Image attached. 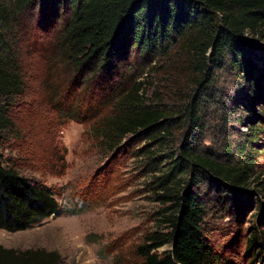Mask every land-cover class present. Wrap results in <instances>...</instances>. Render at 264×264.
I'll use <instances>...</instances> for the list:
<instances>
[{
  "label": "rangeland",
  "instance_id": "obj_1",
  "mask_svg": "<svg viewBox=\"0 0 264 264\" xmlns=\"http://www.w3.org/2000/svg\"><path fill=\"white\" fill-rule=\"evenodd\" d=\"M0 2L18 11L17 0ZM56 9L41 12L29 4L17 21H9L7 34L19 57L25 91L9 110L14 131L0 152L23 177L52 188L62 213L27 230L0 229V247L18 256L56 253L55 264H128L135 261L134 246L153 227L152 215L161 207L154 201L148 156L138 152L155 141L128 135L119 146L105 145L103 124L114 115L115 94L121 90L139 88L151 104L177 114L184 108L185 87L193 86L181 80L179 42L164 43L148 55L129 52L119 66L124 78L117 75L107 83L83 72L73 83L75 69L65 68L54 46L68 10ZM242 39L251 49L247 58L258 53L264 59V23ZM237 61L226 59L200 95L198 125L191 127L183 115L170 123L173 146L166 142L150 150L179 155L186 146L220 163L245 166L250 178L241 195L208 181L198 188L206 207L204 228L226 264H264V254L253 258L260 248L264 252V61L254 59L252 76ZM259 79L263 88L256 85ZM160 91L172 96L160 103L154 97ZM168 165L169 160L159 168L165 171ZM258 220L261 245L248 253L251 228ZM170 249L168 245L158 252Z\"/></svg>",
  "mask_w": 264,
  "mask_h": 264
},
{
  "label": "trees",
  "instance_id": "obj_2",
  "mask_svg": "<svg viewBox=\"0 0 264 264\" xmlns=\"http://www.w3.org/2000/svg\"><path fill=\"white\" fill-rule=\"evenodd\" d=\"M29 4L36 5L41 12L57 10L58 6L68 10L54 46L60 50L65 68L75 69L73 83L80 80L83 72L94 74L102 82L104 78L107 83L117 75L124 78L119 66L129 52L148 55L164 43L179 42L175 48L182 58L181 80H188L193 86L184 89L186 95L181 100L184 108L175 114L159 103L151 104L140 95L139 88L119 89L115 94L119 96L114 115L103 124L101 136L105 145L119 146L128 135L155 141L138 152L148 156L154 173L151 183L154 201L161 207L152 215L153 227L134 246L135 261L130 259L128 264H226L212 247L204 228L206 207L198 188L208 181L218 189L225 186L240 191L241 195L250 178L245 166L220 163L186 146L179 148V155L165 156L152 152L150 147L163 148L166 142L172 145L175 135L170 123L183 115L191 127L198 125L200 95L213 84L215 73L224 68L226 59L239 58L241 62L237 61V65L244 67L250 76L255 70L254 59L264 61L258 53L247 58L251 49L242 39L247 31H257L264 23V0H17V12L0 2V149L14 131L9 110L25 91L19 57L13 52L7 29L11 26L9 21H17ZM261 83L257 80L258 88H263ZM105 86L106 83L101 84V91L106 90ZM187 92L191 94L187 96ZM165 95L160 91L154 97L161 103L168 97ZM168 160L166 170H160ZM61 213L55 191L23 177L17 165L5 160L0 152V229L27 230ZM259 224L258 220L257 226L251 228L248 253L261 245ZM168 245L170 250L158 252ZM263 254L260 248L253 258H262ZM56 260V253L18 256L0 247V264H55Z\"/></svg>",
  "mask_w": 264,
  "mask_h": 264
}]
</instances>
